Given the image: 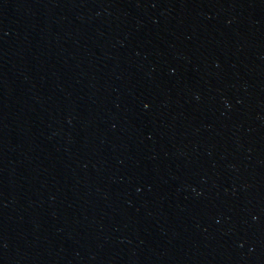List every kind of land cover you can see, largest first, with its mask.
Segmentation results:
<instances>
[{
  "label": "water",
  "instance_id": "1",
  "mask_svg": "<svg viewBox=\"0 0 264 264\" xmlns=\"http://www.w3.org/2000/svg\"><path fill=\"white\" fill-rule=\"evenodd\" d=\"M0 264H264V0H0Z\"/></svg>",
  "mask_w": 264,
  "mask_h": 264
}]
</instances>
